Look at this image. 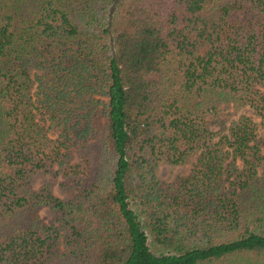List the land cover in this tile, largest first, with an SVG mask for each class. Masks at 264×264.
<instances>
[{
	"label": "trees",
	"instance_id": "1",
	"mask_svg": "<svg viewBox=\"0 0 264 264\" xmlns=\"http://www.w3.org/2000/svg\"><path fill=\"white\" fill-rule=\"evenodd\" d=\"M259 125L264 0H0V264H264Z\"/></svg>",
	"mask_w": 264,
	"mask_h": 264
},
{
	"label": "rangeland",
	"instance_id": "2",
	"mask_svg": "<svg viewBox=\"0 0 264 264\" xmlns=\"http://www.w3.org/2000/svg\"><path fill=\"white\" fill-rule=\"evenodd\" d=\"M242 111L250 113L247 110V108H243ZM255 119L257 121H260V119L258 117H255ZM258 131H259L260 137L263 140V151H264V125H259ZM96 140H97V138H93L92 144H94L96 142ZM95 146H96V144H94L92 146L90 143L89 151H83V154L89 155L90 160L92 159L93 152L95 151ZM73 154H74L73 158L76 159V158H79V156H80L79 154H81V153H78L76 150H74ZM193 161H194V158L188 162L180 163V164L179 163L178 164H172V163L165 161V160L161 161L158 165V168H157V175L161 181H164V182L165 181H172L175 177L182 175V174H186L187 172H189L190 169L192 168ZM41 180H42V178H38L36 180L35 184H39L41 182ZM54 190L57 193L61 192L59 187L57 186V184L54 186ZM41 213L42 214L47 213V209L46 208L42 209Z\"/></svg>",
	"mask_w": 264,
	"mask_h": 264
}]
</instances>
